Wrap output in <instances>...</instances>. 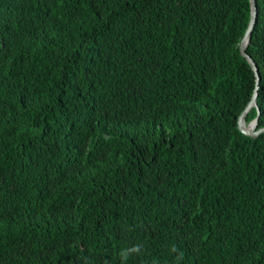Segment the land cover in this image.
Segmentation results:
<instances>
[{
  "label": "trees",
  "instance_id": "16d2710c",
  "mask_svg": "<svg viewBox=\"0 0 264 264\" xmlns=\"http://www.w3.org/2000/svg\"><path fill=\"white\" fill-rule=\"evenodd\" d=\"M0 0V264H264V0Z\"/></svg>",
  "mask_w": 264,
  "mask_h": 264
},
{
  "label": "water",
  "instance_id": "95a60500",
  "mask_svg": "<svg viewBox=\"0 0 264 264\" xmlns=\"http://www.w3.org/2000/svg\"><path fill=\"white\" fill-rule=\"evenodd\" d=\"M249 2H250V17H249V21H248L245 33H244V35H243V37H242V39L240 41V52L247 59L249 65L251 66V68L253 69V71L255 73L256 81H258V77H259L258 68H257L254 60L246 52L247 45H248V43L250 41V35H251V32H252L254 23L256 21V13H257L256 0H249ZM256 97H257V85H256V89H254V91H253V94L251 96V99H250L248 105L243 110V112L240 114L239 120H238V128H239V130L242 133H244L246 135H251V136H256L258 133L264 131V127L256 128L258 117L255 118L248 125H246L245 122H244V116H245L246 112L248 111V109L251 106H256V108L258 110V106H257V103H256Z\"/></svg>",
  "mask_w": 264,
  "mask_h": 264
}]
</instances>
